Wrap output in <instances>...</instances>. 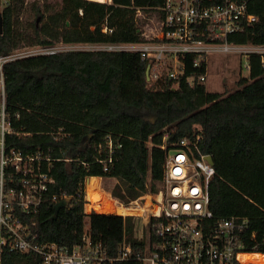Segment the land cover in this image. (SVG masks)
Wrapping results in <instances>:
<instances>
[{"label": "trees", "instance_id": "16d2710c", "mask_svg": "<svg viewBox=\"0 0 264 264\" xmlns=\"http://www.w3.org/2000/svg\"><path fill=\"white\" fill-rule=\"evenodd\" d=\"M8 1L1 10L0 56L58 42H139L143 37L135 18L137 7L154 8L165 2L44 0L41 8L37 1ZM248 8L258 21L229 41L264 44V0H248ZM104 23L113 31H104ZM248 62L249 75L240 77L236 90L224 93L209 91L205 82L189 85L184 78L176 88L171 78L150 82L149 60L139 51L59 50L6 61L2 68L6 107L21 132L7 137L8 148L71 159L53 161L55 181L39 210L28 215L36 221L33 231L38 240L72 248L88 234L93 243H102L117 256L125 233L134 254L143 252L145 240L138 237L136 218L84 212V181L89 175L117 178L112 195L125 203L158 191L166 132L170 142L199 134L200 149L213 155L212 220L248 217L250 231H264V62L255 53ZM205 70V63L195 67L193 56H188L186 75ZM108 135L120 137L122 145L114 147L113 160L104 171L96 160L107 157ZM99 143L104 145L101 154ZM245 243L247 251L264 253V245L256 240ZM41 260L36 253L6 247L0 255L1 264H41ZM113 264L140 262L131 258Z\"/></svg>", "mask_w": 264, "mask_h": 264}, {"label": "built area", "instance_id": "2783aa9c", "mask_svg": "<svg viewBox=\"0 0 264 264\" xmlns=\"http://www.w3.org/2000/svg\"><path fill=\"white\" fill-rule=\"evenodd\" d=\"M8 2L0 0V11ZM135 18L142 41L88 44L95 47L90 50L139 51L149 60L150 82L171 78L174 88L183 78L189 85L205 82L209 54L215 52L238 53L248 59L255 53L261 55L264 62V44L229 41L231 35L243 32L259 19L249 11L248 0H165L154 8L137 7ZM103 30L112 32L113 28L104 23ZM60 49L58 46H29L0 56V255L6 247L10 251L36 253L42 259L41 264H113L116 260L131 258H136L140 264H261L255 259L244 261L241 255H264L244 249L249 239L264 245V231H250L248 217L212 220L209 183L216 170L214 163L208 160L213 155L202 152L199 147V134L173 142L168 140V132L164 134L161 147L166 159L160 189L156 192L147 191L125 203L112 195L119 180H114L109 189L104 188L105 180L101 175H89L84 181V212L108 213L97 210L87 196L90 178L100 177L99 190L107 192L112 202L130 211L122 213L123 216L138 220V237L145 240L143 252L134 254L125 233L117 256H111L102 243H93L88 234L83 243L72 248L38 240V233L33 231L36 221H30L28 215L39 210L55 181L51 174L53 161L71 159L53 158L42 150L27 153L16 147L8 148L7 137L21 132L15 129L6 107L2 68L6 61L15 58ZM188 56H193L195 67L205 63V73L186 75ZM246 67L250 70L249 62ZM105 144L107 157L97 158L96 163L108 171L114 147L122 143L120 137L108 135ZM103 150L104 145L99 143V153Z\"/></svg>", "mask_w": 264, "mask_h": 264}, {"label": "rangeland", "instance_id": "374dc122", "mask_svg": "<svg viewBox=\"0 0 264 264\" xmlns=\"http://www.w3.org/2000/svg\"><path fill=\"white\" fill-rule=\"evenodd\" d=\"M37 1L40 7H43L44 0H26L27 2ZM50 2H56L59 0H49ZM98 1H108L111 0H98ZM55 46L61 48L60 50H90L95 47L88 43H76L73 45L58 42ZM248 58L244 55L238 53H220L215 52L209 54L208 67H207V79L205 81L207 89L209 91H220V92H231L239 87L238 81L241 76H248L249 70L247 69ZM100 177H91L88 187V198L92 200L94 207L99 206L97 201L102 202V204H110L106 198H102V191L98 188ZM104 188L109 189V185L116 179L106 177ZM101 205V204H100ZM97 209V208H96ZM114 209L108 210L106 212L118 213ZM122 214V213H119Z\"/></svg>", "mask_w": 264, "mask_h": 264}, {"label": "bare ground", "instance_id": "6f19581e", "mask_svg": "<svg viewBox=\"0 0 264 264\" xmlns=\"http://www.w3.org/2000/svg\"><path fill=\"white\" fill-rule=\"evenodd\" d=\"M102 191V190H101ZM100 192V190H99ZM103 195L106 197L107 201L110 204H102V202L97 201L96 203L99 204V206H97V210H99L100 212H106L108 210H112L114 211L117 210L116 212L118 213H125L128 214L130 211H128L125 207L121 206L120 204H115L114 202H112L109 197H108V193L105 191H102ZM88 195V193H87ZM90 200V199H89ZM91 201V200H90ZM92 205L94 206L95 203H93L91 201ZM101 204V205H100ZM112 213V212H109ZM138 241V240H137ZM139 242V241H138ZM136 246H134L135 248ZM138 249V248H137ZM242 260L246 261L248 259H255V261L261 262V264H264V255L263 254H259V253H252V254H242L241 255Z\"/></svg>", "mask_w": 264, "mask_h": 264}, {"label": "water", "instance_id": "95a60500", "mask_svg": "<svg viewBox=\"0 0 264 264\" xmlns=\"http://www.w3.org/2000/svg\"><path fill=\"white\" fill-rule=\"evenodd\" d=\"M3 33V16H2V13L0 11V34ZM149 69H150V65L147 66V69H146V78L149 79ZM208 160L212 163H214V159L211 157V158H208Z\"/></svg>", "mask_w": 264, "mask_h": 264}, {"label": "crops", "instance_id": "0c3cea01", "mask_svg": "<svg viewBox=\"0 0 264 264\" xmlns=\"http://www.w3.org/2000/svg\"><path fill=\"white\" fill-rule=\"evenodd\" d=\"M106 177H104V179H105ZM113 179H117V178H113ZM101 180H102V178H101ZM118 180V179H117Z\"/></svg>", "mask_w": 264, "mask_h": 264}]
</instances>
